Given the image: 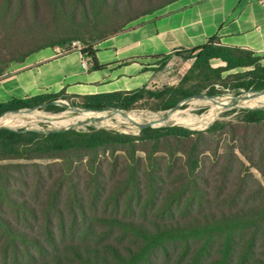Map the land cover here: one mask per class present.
Masks as SVG:
<instances>
[{"label":"trees","instance_id":"trees-1","mask_svg":"<svg viewBox=\"0 0 264 264\" xmlns=\"http://www.w3.org/2000/svg\"><path fill=\"white\" fill-rule=\"evenodd\" d=\"M25 1L0 0V6L23 8ZM36 1L29 0L33 7ZM173 1L159 0L137 17ZM123 28L84 43L80 52L91 68L101 67L94 45ZM72 41H49L7 60L0 77L9 63L29 53L44 47L69 51L71 46H64ZM182 53L194 59L190 74L209 89L208 95L218 93L214 86L222 78L211 66L213 59L228 70L246 68L233 76L232 89L264 90V64L249 50L212 37ZM170 57L162 55L161 65ZM200 92L180 81L87 96L74 105L104 110L154 103L166 110ZM65 97L13 98L0 103V119L19 109L61 111L53 102ZM262 105L241 108L235 119L216 120L204 130L145 126L129 135L1 127L0 264H264V185L253 172L264 180ZM140 142L176 144L179 151L171 161L148 158L140 169L121 162L117 152Z\"/></svg>","mask_w":264,"mask_h":264},{"label":"crops","instance_id":"crops-1","mask_svg":"<svg viewBox=\"0 0 264 264\" xmlns=\"http://www.w3.org/2000/svg\"><path fill=\"white\" fill-rule=\"evenodd\" d=\"M212 37L264 55V0H175L98 41V69L88 58L83 65L76 48H40L9 63L0 77V103L58 93L80 102L87 96L160 88L168 66H161L162 55L175 57Z\"/></svg>","mask_w":264,"mask_h":264},{"label":"rangeland","instance_id":"rangeland-1","mask_svg":"<svg viewBox=\"0 0 264 264\" xmlns=\"http://www.w3.org/2000/svg\"><path fill=\"white\" fill-rule=\"evenodd\" d=\"M24 3L27 5L23 8H15L9 4H1L0 6V58L5 59L0 66L5 65L7 60L17 58L19 55L49 41L70 38L79 41L84 46L86 41L92 42L95 38L114 29L131 25L141 12L153 8L159 3V0H38L35 7L31 5L29 0ZM256 56L258 62L264 64V55ZM167 63L165 80L160 87L174 85L182 81L187 84V87L201 91L183 103L179 101L177 103L179 106L172 112H168L169 109H156L157 104L152 103L151 105L140 104L132 109L113 107L122 109L125 114L134 113L133 116H125V114L113 111L114 109L110 108L92 111L106 113L105 116L101 115L102 117L92 114L99 119L95 117L81 119L79 116L87 113V111L82 110L88 109L77 107L74 104L79 102L66 96L60 99L63 102L60 107L63 109L58 112L39 108L38 110L29 111L22 109L26 112H21V110L13 112L16 114H7L8 116L15 115L17 118L7 127L34 129L42 132L62 128H73L83 132H89L93 129H107L137 135L141 129L138 124L150 123L151 127L176 125L192 130H204L216 120L228 121L235 119L241 108H255L264 104L240 105L235 103L221 109L213 108V105L225 99H236L246 92H252V90L242 89L236 91L231 88L233 76L238 72L245 71L246 68L238 67L228 70L223 62L219 60L212 61L211 66L221 71L222 78L214 86L218 93L208 95L209 89H203V85L199 83V78H192L194 76L190 74V71L194 68V59L190 58L188 54L176 53L175 57L171 56ZM195 73H197V70H195ZM225 85L227 86L225 87ZM71 107L75 109H71ZM212 108L214 116L207 117ZM172 113H176L179 120H193V125L172 120L170 118ZM126 118L128 121H126ZM147 119L149 120L147 121ZM155 149L158 151L155 152ZM171 149L173 156L170 157L169 151ZM176 149H178L176 144L169 146L168 143L160 142L155 147L151 142H140L133 147L127 146L126 150L117 153L121 158V162H129L131 165L138 164L140 169L143 167V163L148 162V158L157 157L162 161H171L172 157L176 155L175 153L179 151ZM253 172L262 180L264 185V180L259 173L256 170H253Z\"/></svg>","mask_w":264,"mask_h":264},{"label":"bare ground","instance_id":"bare-ground-1","mask_svg":"<svg viewBox=\"0 0 264 264\" xmlns=\"http://www.w3.org/2000/svg\"><path fill=\"white\" fill-rule=\"evenodd\" d=\"M235 103H238L240 105H253V104H259V103H264V91L262 93H259L258 95H252V93H250L249 95L247 96H244L242 98H237V99H225L215 105H213V108H217V109H221L225 106H229V105H233ZM213 108L210 110V112L207 114V117H212L214 116V112H213ZM82 111H87V113H83L79 116V118L81 119H86V118H92V117H95L94 115L92 114H95V113H104L106 114L105 112H92L91 110H82ZM164 112V111H163ZM217 113V112H216ZM39 114V113H38ZM132 114L134 113H127L125 114V116H133ZM164 114V113H163ZM178 114V113H177ZM136 115V114H135ZM134 115V116H135ZM165 115V114H164ZM144 116V115H143ZM205 117V116H204ZM15 115L13 116H7V117H4L3 119H0V126L2 125H5V126H9L13 123V121H15ZM96 119H99L97 117H95ZM128 118V117H127ZM126 118V121H128ZM170 118L172 120H178L180 122H183V123H187L189 125H193V120H188V119H184V120H179V118H177L176 116V113H172V115L170 116ZM63 119V118H62ZM212 119V118H211ZM92 120V119H91ZM130 120V119H129ZM149 119H147L148 121ZM196 120V119H195ZM122 121V120H121ZM206 121V120H205ZM61 122V121H60ZM64 122V121H63ZM89 122V120H88ZM87 122V123H88ZM208 122V121H207ZM15 123V122H14ZM21 123V122H20ZM108 123V122H107ZM114 125V124H113ZM55 127V126H54ZM109 127V126H108ZM117 127V126H116ZM124 130V129H123ZM130 132V131H129Z\"/></svg>","mask_w":264,"mask_h":264},{"label":"water","instance_id":"water-1","mask_svg":"<svg viewBox=\"0 0 264 264\" xmlns=\"http://www.w3.org/2000/svg\"><path fill=\"white\" fill-rule=\"evenodd\" d=\"M69 45V43H66L65 44V46L64 47H67ZM264 90H261V91H252V92H250V93H252V95H258L259 93H262ZM247 93V92H246ZM242 97H244V95H241V96H239L238 98H242ZM190 98V97H189ZM189 98H186V99H184L181 103H183V102H185L187 99H189ZM237 99V98H236ZM179 106V104L178 105H175V106H173V107H171L170 109H169V111L168 112H172L173 110H175L177 107ZM257 108H259V107H257ZM71 109H75V108H72L71 107ZM115 111H119V112H121V113H123V114H125L124 112H123V110L122 109H118V108H113ZM22 109H19V110H16V111H14V112H19V111H21ZM26 110H31V109H26ZM91 111H100V110H91ZM139 125V127L140 128H142V127H145V126H150L151 124L150 123H147V124H138ZM1 127H7V126H5V125H2V126H0V128ZM63 130H65V129H68V128H62ZM57 130V129H56ZM59 130V129H58Z\"/></svg>","mask_w":264,"mask_h":264},{"label":"built area","instance_id":"built-area-1","mask_svg":"<svg viewBox=\"0 0 264 264\" xmlns=\"http://www.w3.org/2000/svg\"><path fill=\"white\" fill-rule=\"evenodd\" d=\"M72 48H76V49H78V50H81L82 48H83V46L80 44V42L79 41H76V40H73L72 42H71V44H69ZM68 45V46H69ZM86 64V58H84L83 57V65H85Z\"/></svg>","mask_w":264,"mask_h":264}]
</instances>
